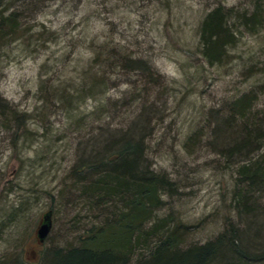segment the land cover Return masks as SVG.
<instances>
[{
  "label": "rangeland",
  "instance_id": "374dc122",
  "mask_svg": "<svg viewBox=\"0 0 264 264\" xmlns=\"http://www.w3.org/2000/svg\"><path fill=\"white\" fill-rule=\"evenodd\" d=\"M0 4V102L17 116L0 120V264H52L55 252L104 253V242L120 239L127 210L91 191L96 178L86 163L101 142L140 129L148 176L164 182L157 203L139 207L145 215L124 223L126 239L108 250L121 264L149 263L171 230L179 243L173 251L231 230H247L244 245L257 238L261 248L264 174L238 170L262 154L264 141V0ZM217 7L259 25L233 35L221 65L206 61L198 36ZM243 95L248 108L236 114ZM242 124L256 130L257 142L237 153L241 138L220 136ZM47 211L51 228L40 243ZM93 235L101 236L91 247ZM100 255H85L82 264L109 261Z\"/></svg>",
  "mask_w": 264,
  "mask_h": 264
},
{
  "label": "trees",
  "instance_id": "16d2710c",
  "mask_svg": "<svg viewBox=\"0 0 264 264\" xmlns=\"http://www.w3.org/2000/svg\"><path fill=\"white\" fill-rule=\"evenodd\" d=\"M235 19L238 22L240 21V25L236 23ZM247 20L248 21L245 19L243 20L242 17L237 18V16H234L232 13L230 14L229 11L223 13L219 7L211 10L205 15L200 23L198 36L201 54L209 64L221 65L226 61L227 52H229V49L233 48L236 44L233 35L240 32L242 27L251 32H256L259 25H257L256 22H253V20L250 21L249 18ZM7 21H9L7 24L10 28L16 26L15 23L11 22L12 19L8 18ZM245 98L248 97L246 95L240 96L236 99L235 103H233V111L236 114L241 115L246 112L248 107L245 106L247 103L245 102ZM262 115L264 117V114ZM16 118L15 109L11 108L6 101L0 102V120L8 123ZM261 120L260 125L264 126V119ZM219 126L221 128L229 126V124L218 123V128ZM230 129H228V137L222 135L220 137L221 139L227 138L230 141L235 139L236 136L237 139L241 138L240 143L234 145V149H236L237 153H243L246 149L256 144L257 141L254 143V136H256L257 133L255 129L249 128L243 124L236 128L231 127ZM142 132L143 130L140 129L138 135H136L137 137L130 132H127L121 134L120 137H117L113 142H108L107 140L101 142V145L98 147V149L101 150V153H93L86 163L87 166L90 167V170H93V175H95L96 178V180L90 184L91 191L95 192L97 195L101 194V196L112 198V201L114 199V201H116L115 205L120 207L121 211L127 210V213H124L122 219L120 218V221H118V224H121L122 226L123 233V236L117 240L118 242H124L126 239V230L123 229L125 227L124 223H134L140 219L142 215H145L143 209H139V207H142L143 204L145 206V204L151 205L157 203V189L161 183L164 182L163 177H155L159 179L154 181L148 176L147 168H145L146 163H144L143 152L145 151V146L142 145V140L138 138V136H141ZM260 144L262 154L258 155V157L253 160H248L249 165L247 164L240 167L238 170L239 175L244 174L245 176L247 175L248 178H253L254 176H262L264 174V141ZM257 149H259V147ZM143 165L145 169L140 171ZM123 196L125 200H122ZM119 199H121V202H117ZM118 224L116 223L110 228H116L118 227ZM110 228L107 230H110ZM246 231L247 230L227 231V233H221L214 240H209L204 244H192L185 250L173 251L172 249L175 248L174 245L179 243L176 230H171V233L167 236L168 238L164 241L165 244L162 242L163 245L158 247L157 252L153 256V260L147 264L264 263V241H261V248H259V250L255 246V243L260 241V239L257 238H254L252 241L254 245L250 244V247H248V245L245 246L244 241H247ZM101 235L90 236L93 240L91 239L88 244L91 247H94L98 243V238ZM117 241L111 245L104 242L107 247L104 253L93 254L86 251V249H74L64 254L55 252L56 254L54 253L52 255L50 261L52 264H76L77 262L78 264H82L85 255H91L98 258L101 257V255L98 256L99 254H109V261H105L101 264H121L116 258V255L113 254L112 251H108L116 247L115 244H117ZM97 246L101 247L100 245ZM108 247H110V249H108ZM72 255L75 257L71 258ZM68 260L74 262L69 263Z\"/></svg>",
  "mask_w": 264,
  "mask_h": 264
},
{
  "label": "water",
  "instance_id": "95a60500",
  "mask_svg": "<svg viewBox=\"0 0 264 264\" xmlns=\"http://www.w3.org/2000/svg\"><path fill=\"white\" fill-rule=\"evenodd\" d=\"M51 211H47L43 214L42 220L40 222V225L38 229L36 230V236L38 239V242H43L45 238L47 237V234L51 228Z\"/></svg>",
  "mask_w": 264,
  "mask_h": 264
}]
</instances>
